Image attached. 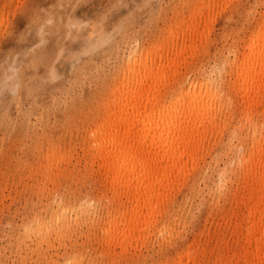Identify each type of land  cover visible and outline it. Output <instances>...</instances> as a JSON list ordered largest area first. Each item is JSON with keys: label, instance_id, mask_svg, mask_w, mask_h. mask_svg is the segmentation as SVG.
<instances>
[{"label": "bare ground", "instance_id": "6f19581e", "mask_svg": "<svg viewBox=\"0 0 264 264\" xmlns=\"http://www.w3.org/2000/svg\"><path fill=\"white\" fill-rule=\"evenodd\" d=\"M68 1H70V0H67V2ZM149 1L150 0H148V2ZM195 1H197V2H195ZM195 1H194L195 3H193V5L196 4L195 5L196 7L193 8V5H192V8L190 9L191 6L190 7L187 6L190 9V12L188 11L189 14L186 16L184 15L183 17L181 16V18L179 17L181 20L180 21L177 20L178 21L177 25L173 23L174 25H176V27H174V29H171L172 31L170 34L171 38H169L170 40H167V39H166V41L163 40L164 42L162 41V43L160 45L153 44L149 47L142 46V47H140V49H137L136 47H134V49L129 51L127 60L124 61V63L122 62L123 66L121 68L120 74L118 73L120 76L118 81H116L115 84L113 83L114 85L112 84L113 86L111 88L108 87L110 90L107 91L108 93H106V97L104 98L102 104L99 103V101L97 100L98 103L102 105V106H100L102 108H101V111L95 115L96 117L93 119V121L90 122L91 125L86 130L85 135L83 134L84 137H83L81 145H80V150L82 152V158L76 159V161L75 162L73 161L74 163H72V158H71L72 155L64 152L63 150L60 151L59 150L60 144L58 145L59 149H56V146H55V148L51 147V148H48L47 153H45L46 156L44 154V156L46 158V161H45L46 164H43L44 169H45L43 177L48 181V183L50 182L52 185H56V184H58V182H60V178H63L64 180H67V179L72 180L73 178H74V180H78L75 178H81V177L89 178L90 181L92 180V183L95 186V188H94L95 193L93 192L94 194H91L89 197L88 196H86V197L82 196L80 198H77L78 197L77 196L76 197L77 199H75V200L70 199V200H74V201H67L68 198L66 199L63 195L58 193V195L60 194L59 200L55 203L54 207H52V209L50 210V212L46 218H41V216H39V218H37V220H35L36 219L35 218L34 221L31 220V222H32L31 224L27 223V226L26 227L24 226L25 229H23V230H25V233H27L28 235L34 234L36 237L39 238L37 245L41 244L42 242L45 244V242H46V244L51 246L50 240L53 242L56 241V242H58V244L63 242L64 240H68V239L71 240L70 236L74 233V231L77 228L81 227L82 225H85V226L87 225V229L92 230L93 234H94V230H96L95 236L94 235L93 236L96 237L97 238L96 240L99 242L101 255H104L105 257H107L112 263H114L116 261L119 262L121 260H124L127 262V260H129V259L131 260L132 258H133V261L135 260L134 258H136V260L140 259L139 257L141 255V250L143 248L148 249L147 246H148V244L152 238H155L156 240H158L159 244H163L164 242H166V239L171 238L174 235L175 224L173 221L176 220V216H175V214L177 213L176 211L181 208L180 203L179 204L176 203V194L177 193H184V192L196 193L197 182L199 184V178L202 176V173L204 171L203 169H205L206 163L208 162V161L206 162V157L208 155H210L211 152L218 146L220 139L222 138L224 133L226 131L228 132V129L231 125L232 120L234 118H236L237 121L234 120V121H236V124L238 123L236 126L239 128L240 131L246 129V134L244 136H241L242 133H240V136L237 134L239 136L237 139V143L233 146H229V147L225 148V151L223 149L224 153H222V154L226 158L224 160H222V164L218 163L219 162V160H218V161H215L214 167L212 166L210 168L211 173L215 174V178L213 180L214 183L212 182V179H211L213 186L212 185L210 186L209 184H206L205 186L203 185L204 188L207 190L209 195H213L214 190H217L218 193H220V192L224 193L226 195V198L228 199V203H229V207L228 208L225 207L226 209L221 211L220 220H218V221L215 220L216 222L213 223V226L211 227L212 228V231H211L212 235L216 236L214 244L212 245V247H210V248L208 247L209 248L208 249L207 245L201 244L202 242L200 243L198 241V238L194 237L188 243L186 242V244L181 246L180 249L177 248L178 250L176 251L174 256L172 255L171 257H165L164 259H161V260H156L157 258L155 257L156 259L154 258V260H156V261L153 260V264H207L206 262H208V261L210 264H264V9L259 14V16L253 20V25L251 26V28L249 30H247L248 33L244 34L241 38H239L238 39L239 41L237 43H235L231 49H228V55H226L225 57L222 58L223 61H220V62H222L221 64H223V67H222L223 70L219 69V71L216 72L214 70V68L216 69V67H214V68L211 67V69L207 71L206 67H205L206 69H204V67L201 68L200 66H198L199 64L197 65V63H198L197 60L200 56H202L206 53V49H207V47L205 45L206 43L204 44L205 46H203L202 43H204L206 41V39L208 40V38H207L208 37L207 36L208 35V29H209L211 23H213V21L215 19V15H216L215 9L217 8L216 7L217 2H216V0H195ZM217 1L218 2L223 1V5L226 7L228 5V2L231 0H217ZM234 2H235V0H234ZM258 3H259V1H258ZM134 4H136V3H134ZM260 4H263V3H260ZM121 6H119V9ZM124 6H122V7H124ZM177 6H179V5H177ZM50 7H52V6H50ZM61 7H64V6H61ZM220 7H221V4H220ZM225 7H223V8L225 9ZM36 8H38V5ZM89 8H90V6H89ZM117 8H118V6H117ZM42 9H44V8H42ZM21 10H22V8H21ZM179 10H180V7H179ZM182 10L185 11V9H183V8H182ZM255 10H254V13H255ZM112 11H115V10H112ZM11 12L12 11H10V13ZM36 12L37 11H35V13ZM3 13H4V11H3ZM47 13H48V11H47ZM114 13H116V12H114ZM130 13H131V11H130ZM130 13L127 15L132 14V13L131 14ZM182 13H184V12L182 11ZM250 13H251V9H250ZM232 14H234V12ZM241 14H240V16H241ZM1 15H2V12H1ZM12 15H14V13ZM97 15L98 14H96L95 16H97ZM60 17H59V19H60ZM232 17H233V15H232ZM247 17H248V15H247ZM1 18H2V16H1ZM41 18H42V16H41ZM39 19H38V21H39ZM54 19H55V17H54ZM94 19H95V17H94ZM250 19H252V18H250ZM51 20H53V18L46 21V23L47 22L50 23ZM107 20H108V18H107ZM230 20H228V21H230ZM245 20H243V21L245 22ZM130 21H131V19H130ZM31 22H32V19H31ZM91 22H92V20H91ZM43 23H42V25H43ZM68 23H69V21H68ZM92 23H94V22H92ZM102 23H103V20H102ZM249 23H251V21H249ZM56 24H54V25H56ZM73 24H71V25L73 26V30H74L75 25H73ZM49 25H53V24L51 23ZM83 25L86 26L88 24H83ZM85 26H83V27H85ZM60 27H61V25H60ZM88 27H89V25H88ZM121 27H122V25H121ZM169 27L171 28L172 25H169ZM42 28H44V25L42 26ZM53 28L51 29V26H50V29L52 30V32L54 34ZM231 28H232V26H231ZM60 29H58V31ZM246 29H248V28H246ZM15 30H16V28H15ZM99 30H101V29H99ZM124 30H125V28H124ZM166 30H168V29H166ZM82 31H84V30L82 29ZM119 31H121V30H119ZM168 31H170V30H168ZM168 31H166V32H168ZM234 31L232 30L233 33H234ZM50 32L47 31V33H49V34H50ZM69 32L67 35H69ZM89 32H90V30H89ZM108 32H110V31H108ZM112 32H113V30H112ZM40 33H41V31H40ZM79 33H80V31H79ZM224 33H225V30H224ZM102 34H101V36H102ZM110 34H112V33H110ZM115 34H117V33H115ZM168 34H169V32H168ZM9 35H10V33H9ZM45 35H46V32H45ZM106 35H107L108 39L105 38L106 36L104 38L107 39L109 41V43H110V40L115 37V35H114V37L109 39L108 34H106ZM38 36H40V35H38ZM87 36H88V34H87ZM90 36L92 37V35H90ZM153 36H151V38ZM221 36H220V38H222ZM9 37L11 38V36H9ZM228 37H229V35H228ZM13 38H15V37H13ZM13 38L10 40H13ZM165 38H166V36H165ZM1 39H2V37H1ZM61 39H62V37H61ZM79 39H81V38H79ZM86 39H88V37ZM90 39L91 38H89L88 40H90ZM96 39H98V38H95V41H96ZM234 39L235 38H233V40ZM104 40L101 41L102 42L101 44L105 43ZM158 40L159 39H157V41ZM22 41H23V39L21 40V42ZM232 41H231V43H232ZM83 42H81V43H83ZM107 42H106V44H107ZM145 42H147V41H145ZM153 42L155 43V40ZM95 43H94V45H95ZM39 44H37V45H39ZM75 44L76 43H74V45ZM133 44L131 43L130 45H133ZM42 46H40V49ZM97 46L102 47V45L100 46L98 44H97ZM97 46L95 45V49ZM36 47L37 46H34L33 48L35 49ZM68 47H67V49H68ZM89 47L91 48L94 46H89ZM99 47H98V49H99ZM46 48H47V46H46ZM87 49L88 48L84 49L83 55L88 53ZM85 50H86V53H85ZM89 50L90 49H88V51ZM92 50H93V48H92ZM92 50H90V51L92 52ZM59 51H62V50H59ZM221 51H222V49H221ZM27 52H29V51L27 50ZM33 53H35V52H33ZM25 54H27V53H25ZM43 54H44V52H43ZM45 54H46V52H45ZM70 54H71V51H70ZM73 54H74V52H73ZM223 55H224V53H223ZM26 56H25V58H27ZM34 56H33V58H34ZM42 56L43 55H41V58H42ZM58 56H59V53H58ZM58 56H57V58H58ZM63 56H65V54ZM77 56H78V54H77ZM33 58H31V59H33ZM41 58H40V60H41ZM45 58H46V55H45ZM217 58H218V56H217ZM121 59H122V57H121ZM124 59H125V57H124ZM40 60L36 59L35 63L37 64L36 61L40 62ZM14 61H15V59H14ZM119 61H120V59H119ZM32 62H33V60H32ZM41 62H42V60H41ZM220 62H219V64H220ZM217 63H218V61H217ZM2 64L4 65V63H2ZM30 64H31V61H30ZM33 64H34V62L32 63V66L31 65L30 66L32 68H35V66L33 67ZM188 64H190L191 67H193V69L190 68V71L192 72L191 77H186L184 72L181 71V69L183 67L188 66ZM38 65H39V63H38ZM25 66L27 67V65H25ZM16 68H17V65H16ZM104 68H106L105 65H104ZM9 70H10V67H9ZM56 72L58 73V71H56ZM52 73H53V70H52ZM14 74H16V70H15ZM188 74H189V72H188ZM110 75H111V73H110ZM19 76L20 75L18 74V77ZM14 77H16V76L14 75ZM111 77L112 76H110V79H113ZM113 77H115V76H113ZM7 78L10 79V78H12V76L7 77ZM7 78H6V80H9ZM14 80H13V82H14ZM86 80H88V79L86 78ZM79 81H81V79ZM95 82H96V80H95ZM4 84H5V82H4ZM9 84L10 83H8V85ZM109 84L107 83V85H109ZM10 86H8V87L10 88ZM12 86L15 88L14 85H12ZM83 86H84V84H83ZM83 86H81V87H83ZM13 87L10 90H13ZM16 87H17V85H16ZM15 90H17V89L15 88ZM101 91H104V90H101ZM71 92H72V90H71ZM100 92H98V93H100ZM79 93H82V92H79ZM101 93L104 94L105 92H101ZM28 95H31V94H28ZM18 96H19V94H18ZM96 98H97V96H96ZM98 98H100V97L98 96ZM16 99H17V97H16ZM81 101H83L82 97H81L80 102ZM84 101H85V99H84ZM95 103H96V105H98L97 102H95ZM90 104H91V102H90ZM29 106H31V105H29ZM56 106L57 105H55V107ZM88 106H89V104H88ZM44 107L45 106H43V108ZM79 107H82V106L80 105ZM46 110H47V108H46ZM40 112H41V110H40ZM76 114H77V112H76ZM76 114H74V115L71 114V115L74 117V116H77ZM44 116L46 117V115H44ZM80 118H81V116H80ZM73 120H75V119H73ZM84 121H86V120H84ZM63 122H62V127H63ZM74 123H75V121H74ZM30 124H32V123H30ZM70 124H72V123L70 122ZM60 125H61V123H60ZM32 126H33V124H32ZM51 126H53V125H51ZM85 126H87V125H85ZM42 127H43V125H42ZM233 127H234V125H233ZM38 128H39V124H38ZM238 128H237V130H238ZM74 129L75 128H73V130ZM27 130H26V133H27ZM44 130H46V128ZM82 130H83V127H82ZM232 130H234V129H232ZM61 131H62V129H61ZM237 133H238V131H237ZM21 134H23V133H20V135ZM41 134H42V132H41ZM228 134H229V132H228ZM232 134H233V132L231 131V136H232ZM17 135L19 136V134H17ZM49 135H51V134L49 133ZM40 136H42V135H40ZM51 136L53 137V135H51ZM68 136L71 137V135H68ZM75 136H77V135H75ZM22 137H24V136H22ZM229 137H230V135H229ZM28 138H30V137H28ZM36 138H37V136H36ZM227 138H228V136H227ZM60 139H58V140H60ZM229 139L230 138H228V140ZM18 140H20V139H18ZM18 140H17V142H18ZM21 140L24 141L25 139L24 140L21 139ZM63 140H64V138L62 137V141ZM235 140H236V136H235ZM229 142L231 143L232 140ZM37 145H38V143H37ZM40 145H42V144H40ZM74 145H75V142H74ZM220 145H222V144H220ZM46 146H47V144H46ZM62 146H63V144H62ZM42 148H43V146H42ZM63 148H64V146H63ZM220 148H222V147H220ZM19 149H21V148H19ZM27 150H29V149H27ZM233 150H234L236 156L235 157L233 156V158H231L232 156H229L228 153H229V151L233 152ZM219 151H222V150H219ZM15 154H16V151H15ZM41 154H43V153H41ZM211 155L213 157V154H211ZM19 161H21V160H19ZM233 163H234V165H232ZM22 166H25V165H22ZM39 167H38V170H39ZM11 168L15 169V167H11ZM5 170L7 171L8 169H5ZM3 171L2 172L0 171V172L4 173ZM12 173L14 175V172H12ZM205 173L206 172H204V174ZM41 174H43V171H42V173H40V175ZM35 175H36V173H35ZM210 175L212 176V174H210ZM1 176H2V174H1ZM79 176H81V177H79ZM208 176L206 175V177H208ZM7 179H8V177H7ZM38 181L40 184L41 180H38ZM11 182H9V183H11ZM15 182H14V184H15ZM42 182L44 183L45 181H42ZM72 182H73V180H72ZM6 183H7V181H6ZM1 184H2V182H1ZM3 184H4V182H3ZM18 184H19V182H18ZM86 184L88 185V183H86ZM203 184H204V182H203ZM37 185H38V182H37ZM34 186H33V188H34ZM42 186H44V184ZM45 186H47V185H45ZM81 186H83V185H81ZM44 188L42 187V189L45 191ZM77 188H78V186H77ZM200 188H201V190L203 189L202 187H200ZM37 189L39 190V188H37ZM64 189H65V187H64ZM40 190H41V188H40ZM75 191H77V190H75ZM90 192H91V190H90ZM203 192H205V191L203 190ZM84 194L87 195L86 193H84ZM84 194L82 193V195H84ZM209 195H208V197H209ZM13 196H15V195H13ZM189 196H191V195H189ZM45 197L46 196L44 195V198ZM201 197H204L203 194L201 195ZM2 199L3 198H1V200ZM13 199H14V197H13ZM203 199H205V197ZM203 199H202V201H203ZM47 200H48V198H47ZM200 200H201V198H200ZM199 202H201V201H199ZM203 203H202V205H203ZM48 205L49 204H47V206ZM98 205H100V208H98L99 207ZM184 206H185V204H184ZM223 206H224V203H223ZM211 208H213V207H211ZM193 210H196V209H193ZM39 211H41V210H39ZM40 214H41V212H40ZM45 214H46V212H45ZM35 216L37 217V215H34V217ZM190 217H191V215H190ZM32 219H33V217H32ZM188 220H189V218H188ZM207 221H208V219H207ZM186 223L188 224V222H186ZM23 225H26V223H24ZM23 225H22V227H23ZM187 226H189V224ZM79 231H80V229H79ZM183 231L186 232V230H183ZM82 232H84V231L82 230ZM89 232L90 231H88V233ZM21 233H22V231H21ZM23 233H24V231H23ZM80 233H81V231H80ZM189 233H190V231H189ZM87 234L86 235L84 234V235L86 236V238L88 237V240L90 242L91 237L88 236ZM79 236H80V234H79ZM24 237H26V235ZM80 237H82V236H80ZM94 237H92V238H94ZM29 238H30V235H29L28 239ZM210 238H211V236H210ZM25 239L27 241V237ZM184 239H185V237H184ZM16 240L17 239H15V241ZM32 240H34V239H32ZM74 240H75V238H74ZM206 240H207V237H206ZM18 241H20V240H17V242ZM185 241H186V239H185ZM83 242H84V240H83ZM86 242H88V241L86 240ZM155 243H156V241H155ZM24 244H25V240H24ZM35 244H36V242H35ZM81 244H82V242H81ZM174 245H176V244H174ZM25 246H26V244H25ZM53 246H54V243H53ZM59 246H60V244H59ZM82 246H83V244H82ZM170 247H171V245H170ZM18 248L20 249V247H18ZM24 248H26V247H24ZM37 248H38V246H37ZM50 248H52V247H50ZM28 249L30 252V250H31L30 247ZM47 249H49V248H47ZM64 250H66V249H64ZM85 250H86V248H85ZM87 250H88V247H87ZM149 250H150V248H149ZM33 251H35V250H33ZM33 251H32V254H33ZM55 251H56V249H55ZM94 251H96V249ZM26 252L28 253V251H26ZM57 253H55V254H57ZM173 253H174V251H173ZM94 254H95V252H94ZM208 254H210V256H208ZM63 255H65V253ZM39 256H40V254H39ZM29 257H31V256L29 255ZM141 257H143V256H141ZM145 257H146V255H145ZM145 257H143V258H145ZM23 258H24V256H23ZM56 258H58V257H56ZM83 258L84 257H82L81 254L74 252V253L66 254V256H64L61 261L53 260L54 258L53 259L50 258V260L52 259V261L56 262V264H82ZM149 258L150 257H148V259ZM44 259H45V257H44ZM21 260L22 259H20V261ZM95 261H96V258H95ZM86 262H87V260H86ZM139 262L141 263V260ZM145 262H146V259H145ZM20 264H22V262H20ZM94 264H96V263L94 262Z\"/></svg>", "mask_w": 264, "mask_h": 264}, {"label": "rangeland", "instance_id": "374dc122", "mask_svg": "<svg viewBox=\"0 0 264 264\" xmlns=\"http://www.w3.org/2000/svg\"><path fill=\"white\" fill-rule=\"evenodd\" d=\"M0 1H1L0 2V7H1L0 8V18L2 16V18H1L2 20L0 19V33H1L0 34V66L2 65L0 67V89H1L0 90V171L2 172L4 170L3 171L4 173L0 172V181L2 182V184L0 182V193L2 192L0 194V264H20V262H22V264H24V263L25 264H36L37 262L39 264H45V263L46 264H56V262L52 261L53 258H54L53 260L61 261L63 259V257L66 256V254H70V253H74V252L79 253V254H81L82 257H84L82 259V264H94V262L96 264H118V263L119 264H134V263L135 264H147L148 262H149L148 264H153V260L155 257L157 258V259L155 258L156 260H161V259H164L165 257H171L172 255L174 256L176 251L178 249H180L181 246L186 244V242L188 243L194 237L198 238V241L200 243L202 242L201 244L207 245V248L212 247V245L215 242L216 236L212 235V233H211L212 228L211 227L213 226V223L216 222L215 220H217V221L220 220L221 211L228 208L229 203H228V199L226 198V195L224 193H222V192L218 193L217 190H214V192H213L214 196L209 195L207 190L204 188V186L206 184L213 186V183H214L213 180L215 178V174L211 173L210 168L212 166L214 167L215 161L219 160L218 163L222 164V160H224L226 158L222 154V153H224L225 148L235 145L237 143L238 137L240 136V133H242L241 136H244L246 134V129L240 131L239 128L236 126L238 124V123L236 124V121H237L236 118H234L231 122V125L228 129L229 134L226 131L224 133V135L222 136V138L220 139L218 146L215 148L216 150L214 149L213 150L214 152L213 151L211 152V154H213V157L211 154L206 157V162L207 161L208 162L206 163L205 169H203L204 171L202 173V176L199 178V184L197 182L196 193L184 192V193H177L176 194V203H178V204L180 203L181 208L179 210H177L176 211L177 213L175 214L176 220L173 221L175 224V232H174V235L171 237L172 239L168 238V239H166V242H164L163 244H159L158 240H156L155 238H152L150 240L148 246H147L148 249L143 248L141 250V255L139 257L140 259L136 260V258H134L135 260L133 261V258H132L131 260L130 259L127 260V262L124 260H121L119 262L116 261V262L112 263L107 257H105L104 255H101L99 242L96 240L97 238L94 237L96 230L93 229L94 230V234H93L92 230L87 229V225L86 226L82 225L81 227L77 228L74 231V233L70 236L71 240H69V239L64 240L63 242L59 243L60 246H59L58 242H56V241L53 242L51 240H50L51 246L46 244V242H45V244L42 242L43 244L41 243V244L37 245L39 238L36 237L34 234H32V235L29 234L31 239L30 238L28 239L29 235L27 233H25V230H23L27 226V223L28 224L32 223L31 220L34 221L35 218H36L35 220H37V218H39V216H41V218H46L47 215L49 214L50 210L52 209V207H54L55 203L59 200L60 194L63 195L66 199L68 198L67 201H74L75 199L80 198L82 196L83 197H86V196L89 197L91 194L95 193V191H94L95 186L92 183V180L90 181L89 178H84L81 176H79L81 178H75L78 180H74V178H73L72 179L73 182L71 179L64 180L63 178H60V182H58V184H56V185H52L50 182L48 183V181L43 177L44 176V170H45L43 164H46L45 163V161H46V158H45L46 154L45 153H47L48 148H51V147L55 148V146H56V149H59V147H60V149H59L60 151L63 150L64 152L72 155V157H71L72 163H74L76 161V159L82 158V152L80 150V145H81L82 139L86 133V130L91 125L90 122H92L93 119L96 117L95 115L101 111L102 107H100V106H102L101 104H102L104 98L106 97V93H108L107 91H109L110 90L109 88H111L116 83V81H118V79L120 77L119 74H120L121 68L123 66L122 64L124 63V61L127 60L129 51L134 49V47H136L137 49H140V47H142V46L149 47L153 44L160 45L163 40L164 41H166V39L170 40L169 38H171V35H170L171 31H172L171 29H174V27H176L178 21L181 20L180 19L181 16L183 17L184 15L186 16L189 14L193 3L197 2V1H195V0H183V1L182 0H150L149 1L150 3L148 2V0H125V1L124 0H114V1L113 0H105V1L104 0L103 1L102 0H72V1L70 0L68 2H67V0H18V1L17 0H11V1L10 0H0ZM258 1H259V3H258ZM216 2H217V4H216L217 8L215 9V13H216L215 19H214L215 22L213 21V23H211V25L208 29V35H207L208 40L206 39V41L204 43H202L203 46L206 45V47H207L206 53L204 55L200 56L197 60L198 63L197 62L196 63H197V65L199 64L198 66H200L201 68H203V67H204V69L207 68L206 69L207 71L210 70L211 67H213V68L216 67V69L214 68V70L217 72V71H219V69L223 70V68H222L223 64H221L222 62H220V61H223L222 58L225 57L226 55H228V49H231L233 47V45L239 41L238 40L239 38H241L244 34L248 33L247 30H249L251 28V26L253 25V20L255 18H257L259 16V14L262 12V10L264 9V0H245V1L244 0H237V1L235 0V2H234V0H231L228 2V5L226 7L223 5V1L218 2L216 0ZM119 3L122 6L125 5L126 7L125 6L122 7ZM134 3H136L137 5ZM260 3H263V4H260ZM220 4H221V7H220ZM37 5H38V8H36ZM177 5H179V6H177ZM195 5L196 4L193 5V8L196 7ZM50 6H52L53 8ZM61 6H64V7H61ZM89 6H90V8H89ZM117 6H118V8H117ZM119 6H121L120 9H119ZM187 6L188 7L191 6L190 9ZM179 7H180V10H179ZM181 7L183 9H185V11L187 13L184 10H182ZM223 7H225V9ZM21 8H22V10H21ZM42 8H44V9H42ZM250 9H251V13H250ZM112 10H115V11H112ZM129 10L131 11V13L132 12L133 13L131 14ZM254 10H255V13H254ZM3 11H4V13H3ZM10 11H12V12L10 13ZM35 11H37V12L35 13ZM47 11H48V13H47ZM182 11L184 13H182ZM1 12H2V15H1ZM114 12H116V13H114ZM229 12L231 14L234 12V14H232L233 17ZM13 13H14V15H12ZM129 13L131 15H127ZM96 14H98V15L95 16ZM240 14H241V16H240ZM247 15H248V17H247ZM41 16H42V18H41ZM93 16L95 17V19ZM54 17H55V19H54ZM59 17H60V19H59ZM106 17L108 18V20ZM49 18L50 19L53 18V20H51L50 23L49 22L46 23V21L50 20ZM250 18H252V19H250ZM31 19H32L33 23L31 22ZM38 19H39V21H38ZM130 19L132 22L130 21ZM242 19L245 20V22ZM91 20L94 23H92ZM102 20H103V23H102ZM228 20H230V21H228ZM68 21H69V23H68ZM249 21H251V23H249ZM42 23L44 25V28L46 27L45 29L42 28V26H43ZM51 23L53 25H49ZM173 23L176 25H174ZM54 24H56V25H54ZM71 24L75 25L74 30H73V26ZM83 24H88L89 27H88V25L85 26ZM168 24L172 25V27L170 28ZM60 25H61V27H60ZM121 25L123 28L121 27ZM50 26H51V29L54 27L53 28L54 34H53L52 30L50 29ZM83 26H85V27H83ZM231 26H232V28H231ZM15 28H16V30H15ZM57 28L58 29L61 28V29L58 31ZM124 28H125V30H124ZM246 28H248V29H246ZM82 29L84 31H82ZM99 29H101V30H99ZM118 29L121 31H119ZM166 29H168L170 31H168ZM78 30L80 31V33ZM89 30H90V32H89ZM112 30H113V32H112ZM165 30L168 31L169 34ZM224 30H225V33H224ZM232 30L233 31L235 30L236 32L234 31V33H233ZM40 31H41V33H40ZM47 31L48 32L51 31L50 34L47 33ZM108 31H110V32H108ZM45 32H46V35H45ZM68 32H69V35H67ZM114 32L117 34H115ZM9 33H10V35H9ZM110 33H112L113 35ZM87 34H88V36H87ZM101 34H102V36H101ZM106 34H108L109 39L114 37V35L117 39L114 37L110 40V43H109V41L107 40L108 37ZM38 35H40V36H38ZM90 35H92V37ZM228 35H229V37H228ZM9 36H11V38ZM60 36L62 37V39ZM151 36H153V37L151 38ZM165 36H166V38H165ZM220 36L222 38H220ZM1 37H2V39H1ZM13 37H15V38H13ZM87 37H88V39L89 38H91V39L88 40V39H86ZM102 37L103 38L105 37L107 39L104 38L105 39L104 40ZM12 38H13V40H10ZM79 38H81V39H79ZM95 38H98L99 40L96 39V41H95ZM233 38H235V39L237 38V39L233 40ZM22 39H23V41L21 42ZM157 39H159V40L157 41ZM102 40L105 41L104 44H101ZM154 40H155V43L153 42ZM145 41H147V42H145ZM231 41L233 44L231 43ZM81 42H83V43H81ZM106 42H107V44H106ZM74 43H76V44L74 45ZM94 43L96 46L98 44L100 46L102 45V47L97 46L95 49ZM131 43L132 44L134 43V44L130 45ZM37 44H39V45H37ZM34 46H37L35 48L36 50L33 48ZM40 46H42L41 49H40ZM46 46H47V48H46ZM89 46H94V47L90 48ZM67 47H68V49H67ZM98 47H99V49H98ZM85 48H88L90 50H92V48H93V50L91 52L90 50L88 51V49H87L88 53H86V50H85L86 54L83 55ZM221 49H222V51H221ZM27 50L29 52H27ZM59 50H62L63 52L59 51ZM42 51L44 52V54ZM70 51H71V54H70ZM72 51L74 52V54ZM24 52L27 53L28 55L25 54ZM33 52H35V53H33ZM45 52H46V54H45ZM58 53H59V56H58ZM223 53H224V55H223ZM64 54H65V56H63ZM77 54H78V56H77ZM41 55H43L44 57L42 56V58H41ZM45 55H46V58H45ZM25 56L27 58H25ZM33 56H34V58H33ZM57 56H58V58H57ZM217 56H218V58H217ZM121 57H122V59H121ZM124 57H125V59H124ZM31 58H33V59H31ZM40 58H41L42 62H41ZM14 59H15V61H14ZM36 59L40 60V62L36 61L37 64L35 63ZM119 59H120V61H119ZM32 60L35 64V65L33 64V67L35 66V68L31 67L32 63H33ZM216 60L218 61V63ZM30 61H31V64H30ZM19 62L20 63L22 62V63L20 64ZM219 62H220V64H219ZM2 63H4V65ZM38 63H39V65H38ZM16 65H17V68L20 65L21 66L17 69ZM25 65H27V67ZM104 65L106 68H104ZM9 67H10L11 71L9 70ZM190 68L193 69V67H191V65L188 64V66L183 67L181 69V71L184 72L186 77L192 76V72L190 71ZM14 69L16 70V74H14L15 73ZM52 70H53V73H52ZM56 71H58L59 74ZM188 72H189V74H188ZM110 73H111V75H110ZM18 74L20 75L19 77H18ZM14 75L16 77H14ZM11 76H12V78H10V79L7 78V77H11ZM110 76H112L111 78H113V79H110ZM113 76H115V77H113ZM6 78L9 80H6ZM86 78L88 80H86ZM12 79L13 80L15 79L14 82ZM80 79L82 82L79 81ZM95 80H96V82H95ZM4 82H5V84H4ZM8 83H10V84L8 85ZM107 83L108 84L110 83V84L107 85ZM83 84H84V86H83ZM12 85H14L17 90H15V88ZM16 85H17V87H16ZM8 86H10V88ZM81 86H83V87H81ZM12 87H13V90H10ZM71 90H72V92H71ZM101 90H104V91H101ZM100 91L105 92V93L103 94ZM79 92H82V93H79ZM98 92H100V93H98ZM18 94H19V96H18ZM28 94H31V95H28ZM96 96H97V98H96ZM98 96L100 98H98ZM16 97H17V99H16ZM81 97H82L83 101L80 102ZM84 99H85V101H84ZM97 100L101 104H99ZM90 102H91V104H90ZM95 102H97L98 105H96ZM88 104H89V106H88ZM29 105H31V106H29ZM55 105H57V106L55 107ZM80 105L82 107H79ZM43 106H45V107L43 108ZM46 108L48 111L46 110ZM40 110L42 113L40 112ZM76 112H77V114H76ZM70 113L73 115L76 114L77 116L73 117ZM44 115H46V117ZM80 116H81V118H80ZM73 119H75V120H73ZM84 120H86L87 122ZM234 120H236V121H234ZM74 121L76 124L74 123ZM62 122H63V127H62ZM70 122L72 124H70ZM30 123H32L33 126ZM60 123H61V125H60ZM38 124H39V128H38ZM42 125H43V127H42ZM51 125H53V126H51ZM85 125H87V126H85ZM233 125L235 128L233 127ZM72 127L75 129L73 130ZM82 127H83V130H82ZM43 128L44 129L46 128V130H44ZM237 128H238V130H237ZM61 129H62V131H61ZM232 129H234V130H232ZM26 130H27V133H26ZM230 130L234 134V135L232 134L233 137L231 136ZM237 131H238V133H237ZM41 132H42V134H41ZM20 133H23V134L20 135ZM49 133L51 135H53V137L51 135H49ZM17 134H19V136ZM67 134L71 135V137H69ZM40 135H42V136H40ZM75 135H77V136H75ZM229 135H230V137H229ZM22 136H24V137H22ZM36 136H37V138H36ZM227 136H228V138H230L229 140H228ZM235 136H236V140H235ZM28 137H30V138H28ZM62 137L64 138L63 141H62ZM18 139H20V140H18ZM21 139H23V140L27 139V140L22 141ZM58 139H60V140H58ZM17 140H18V142H17ZM231 140H232V142L230 143L229 141H231ZM74 142H75V145H74ZM37 143H38V145H37ZM40 144H42V145H40ZM46 144H47V146H46ZM62 144H63L65 149L63 148ZM220 144H222V145H220ZM29 145L30 146L32 145L33 147L32 146L30 147ZM58 145H59V147H58ZM42 146H43V148H42ZM220 147H222V148H220ZM19 148H21V149H19ZM27 149H29V150H27ZM223 149H224V151H223ZM219 150H222V151H219ZM15 151H16L17 155L15 154ZM231 152L232 151H229L228 155L232 156L231 158H233V156L235 157L236 154H235L234 150L232 153ZM41 153H43V154H41ZM44 154H45V156H44ZM19 160H21V161H19ZM22 165H25V166H22ZM232 165H234V163ZM11 167H15V169H13ZM38 167H39V170H38ZM5 169H8V170L6 171ZM42 171H43V174H41L42 175L41 176L40 173H42ZM12 172H14V175ZM204 172H206V173L204 174ZM35 173H36V175H35ZM1 174H2V176H1ZM210 174H212V176ZM206 175L207 176L209 175V176L206 177ZM7 177H8V179H7ZM211 179H212L213 183L211 182ZM38 180H41L40 184H39ZM6 181H7V183H6ZM42 181H45V182L43 183ZM3 182H4V184H3ZM9 182H11V183H9ZM14 182H15V184H14ZM18 182H19V184H18ZM37 182H38V185H37ZM203 182H204V184H203ZM86 183H88V185ZM43 184H44V186H42ZM45 185H47V186H45ZM81 185H83V186H81ZM33 186H34V188H33ZM41 186L43 188L45 187L44 189L46 192L42 189ZM77 186H78V188H77ZM36 187L39 188V190ZM64 187H65V189H64ZM200 187H202L203 189L201 190ZM40 188H41V190H40ZM75 190H77V191H75ZM90 190H91V192H90ZM203 190L205 192H203ZM58 193H60V194L58 195ZM82 193L83 194L86 193L87 195H85V194L82 195ZM202 194L205 197V199H203L204 197H201ZM207 194L209 195V197ZM13 195H15V196H13ZM44 195L46 196L45 198H44ZM189 195H191V196H189ZM13 197H14V199H13ZM1 198H3V199L1 200ZM47 198H48V200H47ZM200 198H201V200H200ZM70 199H74V200H70ZM202 199H203V201H202ZM199 201H201V202H199ZM202 203H203V205H202ZM223 203H224V206H223ZM47 204H49V205L47 206ZM184 204H185V206H184ZM98 206H99L98 208H100V205H98ZM210 206L213 208H211ZM193 209H196V210H193ZM39 210H41V211H39ZM40 212H41V214H40ZM45 212H46V214H45ZM34 215H37V217L36 216L34 217ZM190 215H191V217H190ZM32 217H33V219H32ZM188 218L190 221L188 220ZM207 219H208V221H207ZM186 222H188L189 226H187L188 224ZM24 223H26V225H23ZM22 225H23V227H22ZM79 229H80L82 234L80 233ZM82 230L84 232H82ZM183 230H186V232ZM21 231H22V233H21ZM23 231H24V233H23ZM88 231H90L89 232L90 234L88 233ZM189 231H190V233H189ZM83 233L85 235L88 233L87 235L91 237L90 242L88 240V237L86 238V236ZM79 234L82 237H80ZM25 235L27 237V241L25 239L26 237H24ZM210 236H211V238H210ZM92 237H94V238H92ZM184 237H185L186 241H185ZM206 237H207V240H206ZM74 238H75V240H74ZM15 239L20 240L21 242L20 241L17 242V240L15 241ZM32 239H34V240H32ZM24 240H25L26 246L24 244ZM83 240H84V242H83ZM86 240L88 242H86ZM155 241H156V243H155ZM35 242H36V244H35ZM81 242H82L83 246H82ZM53 243H54V246H53ZM169 244L171 245V247ZM174 244H176V245H174ZM37 246H38V248H37ZM18 247H20V249ZM24 247H26V248H24ZM29 247L31 249L30 252L28 249ZM46 247L49 249H47ZM50 247H52V248H50ZM87 247H88V250H87ZM85 248L87 251L85 250ZM149 248H150V250H149ZM55 249H56V251H55ZM64 249H66V250H64ZM95 249H96V251H94ZM33 250H35V251H33ZM92 250L95 252V254ZM26 251H28V253ZM32 251H33V254H32ZM173 251H174V253H173ZM54 252L55 253L58 252V253L55 254ZM64 253H65V255H63ZM39 254H40V256H39ZM144 254L146 255V257ZM29 255L31 257H29ZM23 256H24V258H23ZM43 256L45 257V259ZM141 256H143L145 258H143ZM208 256H210V254H208ZM56 257H58V258H56ZM148 257H150L149 258L150 260L148 259ZM50 258H52V259L50 260ZM95 258H96L97 262L95 261ZM20 259H22V260L20 261ZM145 259H146V262H145ZM86 260H87V262H86ZM140 260H141V263L139 262ZM156 260H154V261H156ZM206 263L210 264L209 261Z\"/></svg>", "mask_w": 264, "mask_h": 264}]
</instances>
